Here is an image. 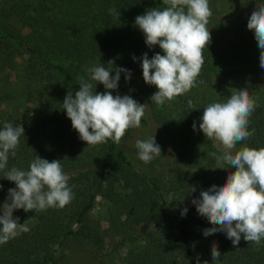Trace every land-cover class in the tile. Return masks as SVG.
Wrapping results in <instances>:
<instances>
[{"label": "trees", "instance_id": "1", "mask_svg": "<svg viewBox=\"0 0 264 264\" xmlns=\"http://www.w3.org/2000/svg\"><path fill=\"white\" fill-rule=\"evenodd\" d=\"M164 7L163 0H0V43L26 48L46 70L63 75L72 88L69 92H74L79 90L81 78L91 82L81 74L88 65L104 66L115 76V68L132 73L142 66L145 53L149 59L157 53L163 55L159 45H146L135 20L149 9ZM0 53L7 55L6 48L0 47ZM251 56L234 51L233 44L211 39L204 49L205 63L196 82L207 86L218 64L238 59L248 62ZM123 79L122 72L119 81ZM95 90L105 91L99 82ZM156 91L151 85L146 94L150 104ZM67 93L47 98L44 108L27 125L19 120L0 124V130L5 123L25 130L16 155H9L7 168L0 171V201L5 188L16 187L4 172L12 167L27 171L36 156L49 162L61 160L73 193L64 208L27 212L28 219L19 223H26L30 231L0 245V264H59L70 245L102 250L110 239L129 245L126 264H197L199 239L212 224L198 214L192 200L199 199L200 193L212 185L221 186L219 175L212 177L208 166L195 160L192 170L199 171V178L192 180L180 169L175 185L169 188L153 166L140 162L120 144L109 140L87 146L63 110L62 96ZM250 97L258 105L248 126V131L254 129L255 133L233 149L264 148V97ZM192 105L189 108L184 104L182 120L192 129L195 122L196 130H200L205 107ZM155 119L169 131L167 117L156 113ZM180 154L187 161L186 150ZM232 169L235 172L234 166ZM193 187L195 192L190 191ZM98 197L109 203V227L105 230L90 217ZM185 208L188 211L182 216ZM209 236L218 240L221 254L209 264H264V240L257 247H234L224 232Z\"/></svg>", "mask_w": 264, "mask_h": 264}, {"label": "clouds", "instance_id": "2", "mask_svg": "<svg viewBox=\"0 0 264 264\" xmlns=\"http://www.w3.org/2000/svg\"><path fill=\"white\" fill-rule=\"evenodd\" d=\"M163 4L166 5L163 10L149 9L135 20L145 35L146 45L149 48L159 45L164 53H157L151 59L147 53L142 57L143 79L146 84L156 86L151 100L158 106L185 95L196 85L205 63L204 49L211 42L207 24L212 11L208 0H163ZM247 28L254 32L261 50L259 65L264 69V5L251 13ZM114 70L116 75L112 76L113 70L104 66L92 67L89 69L91 82L81 78L75 95L68 91L63 100V110L71 120L72 128L87 146L105 144L109 140L119 144L129 129L141 127L146 104H139L128 95L114 96L109 91L118 89L122 72L126 81L131 78L127 69ZM97 82L104 86L103 93L93 91ZM188 106L193 107L191 100ZM257 107L248 91L239 89L226 102L206 106L199 129L207 138L219 141L225 149H233L238 142L254 135L255 130L248 131V126ZM193 129H196L195 122ZM24 131L22 126L14 127L12 123H5L0 130V171L7 168L9 155H16ZM136 148L139 159L145 163L161 155L155 136L138 139ZM218 159L236 170L229 173L226 183L219 187L212 185L200 193L199 199L192 200L198 214L212 224L203 234L224 232L234 246L239 244L243 234L245 241L259 244L264 238V148L242 147L235 155L225 152ZM3 176L15 182L16 187L8 190L7 202L0 211V245L30 231L26 223H19V218L13 216L14 210L64 208L73 198L61 160L49 162L36 156L27 171L12 167ZM2 187L0 185V189ZM190 191L195 192V188ZM187 211V208L183 209L181 215ZM220 255L213 245L212 260H218Z\"/></svg>", "mask_w": 264, "mask_h": 264}, {"label": "rangeland", "instance_id": "3", "mask_svg": "<svg viewBox=\"0 0 264 264\" xmlns=\"http://www.w3.org/2000/svg\"><path fill=\"white\" fill-rule=\"evenodd\" d=\"M208 2L212 11L207 24L211 39L220 41L222 44H233L234 51L241 54L251 53L250 61L238 59L236 62L228 61L218 64L213 69L212 79L207 86L196 82L188 93L162 106L156 105L155 102L150 104L148 101L146 94L151 85L146 84L143 79L142 66L131 73L130 80L119 81L117 90H110L114 96L128 95L139 104H146L141 127L129 129L119 144L137 160L143 162L138 157L139 150L136 148V141L155 136L156 143L161 147V155L147 164L153 166L156 174L169 188L175 185L180 169L192 180H196V176L199 178V171L192 170L196 167L193 165L195 160L207 165L208 169L213 172L212 177L215 173L219 175L220 185H223L233 169L218 158L222 157L225 152L235 155L241 149H225L219 141L207 138L201 130L192 129L182 120L184 104H188L189 100L192 104L203 107L216 102L223 103L239 89L247 90L251 96L264 97V69L259 65V55H257L259 49L256 46L258 43L254 32L247 28L251 13L264 5V0H208ZM0 47L7 50V55L0 53V124L6 120H19L27 125L28 121L44 108L48 101L47 98H54L58 92L71 91L72 88L63 75L56 70H46L26 48L10 45L7 42L0 43ZM52 58L62 61L61 58L55 56ZM96 66L92 64L84 67L81 74L91 80L89 69ZM75 92L76 90L73 96ZM62 98H65V95ZM156 113H161L168 118L165 120L170 125L168 132L156 122ZM182 150H186L187 161L181 157ZM212 153L216 155L213 156ZM9 189V187L4 189L0 211L3 210V204L7 202ZM108 212V201L98 197L90 217L105 230L109 227ZM13 216L19 218V222L28 219L27 212L23 209L14 210ZM263 240L264 238L259 244L247 242L241 234L239 244L232 245L234 247L242 245L257 247ZM199 244L200 264H204L205 261L207 264L216 262L212 260L211 250L213 245L219 249L218 240L209 235L202 236ZM66 252V257H63L59 264H126L129 245L121 243L118 239H110L102 250L70 245Z\"/></svg>", "mask_w": 264, "mask_h": 264}]
</instances>
